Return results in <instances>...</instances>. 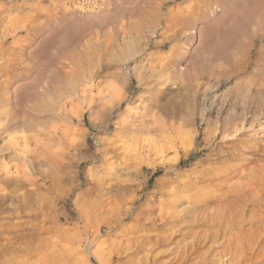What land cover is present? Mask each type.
Returning a JSON list of instances; mask_svg holds the SVG:
<instances>
[{
    "label": "rangeland",
    "instance_id": "1",
    "mask_svg": "<svg viewBox=\"0 0 264 264\" xmlns=\"http://www.w3.org/2000/svg\"><path fill=\"white\" fill-rule=\"evenodd\" d=\"M106 3L94 10L77 0H0L1 63L25 68L42 52L49 64L73 73L76 67L65 52L81 43L77 52L89 55L83 80L68 85L77 95L63 87L54 117L44 113L9 136L0 128V264H101L100 259L104 264H215L218 254L229 256L230 264L238 244L226 252L224 247L210 250L211 243L195 247L188 233L204 227L174 220L166 225V218L177 211L185 213L184 222L200 219L214 214L222 201L233 200L243 209L242 222L264 216V204L244 206L234 193L253 168L264 167V0ZM197 3L207 10L206 17L191 14ZM93 11L99 17L85 21ZM178 13L194 17L186 30L176 27ZM105 44L110 53L121 55L126 48L132 53L112 60L103 51ZM175 47H181L178 62ZM158 54L163 59L153 57ZM242 124L247 126L241 136L222 141ZM122 134L129 135V143L136 140L135 147L152 142L164 153L138 150L142 155L128 158L119 148ZM102 149L113 157L103 158ZM48 154L59 159L57 166L49 163ZM6 166L11 186L2 181ZM59 170L69 174V181L55 180ZM108 173L101 190L90 194L95 175ZM18 180L20 187L14 185ZM26 199L30 205L23 204ZM88 200L95 203L87 205ZM120 210L129 214L117 225L110 223ZM107 211L111 217L102 221ZM255 225L261 227L242 240L237 236L244 245V264H251L248 259L264 264V221ZM236 257L234 264H242L240 253Z\"/></svg>",
    "mask_w": 264,
    "mask_h": 264
},
{
    "label": "bare ground",
    "instance_id": "2",
    "mask_svg": "<svg viewBox=\"0 0 264 264\" xmlns=\"http://www.w3.org/2000/svg\"><path fill=\"white\" fill-rule=\"evenodd\" d=\"M242 1V0H241ZM250 1V0H249ZM198 4V3H197ZM200 4H198V6L196 7L195 11L192 10L191 14L193 16L196 17H206L207 15L205 14V12H207V10H202L201 7H199ZM260 5V4H259ZM252 6V5H251ZM204 7V6H203ZM243 7V6H242ZM254 9V8H253ZM204 11V12H203ZM254 11V10H253ZM202 12V13H201ZM252 13V12H250ZM264 13V12H262ZM264 15V14H263ZM86 16V15H85ZM99 17L98 13H96V11L93 12H89L87 17H83L84 20L88 21V20H92V19H97ZM189 15H183L182 13H178L177 17L175 19V24L176 27H180L183 26V28L186 30V28L184 26H186V23L188 20H193L194 17H191ZM91 18V19H90ZM110 19V18H109ZM104 20V19H103ZM114 20V19H113ZM113 21H111L112 23ZM87 23V22H86ZM85 23V24H86ZM106 23V22H104ZM108 23V22H107ZM110 23V24H111ZM153 23V22H152ZM136 26V24H134ZM91 26V25H90ZM89 26V27H90ZM106 26V25H105ZM132 26V25H131ZM138 26V25H137ZM85 27V25H84ZM89 27H85L87 29H89ZM139 27V26H138ZM141 27V26H140ZM103 28V27H102ZM130 29V28H129ZM128 29V30H129ZM133 29V28H131ZM130 29V30H131ZM70 30V29H69ZM85 30V29H84ZM130 30L128 31V33L130 32ZM74 31V30H73ZM177 32V30H174ZM181 32V30H178V32ZM188 31V30H187ZM113 32V30H112ZM190 32V30H189ZM125 33V32H124ZM75 34V33H74ZM109 34V33H108ZM112 34V33H111ZM178 34V33H177ZM191 34V33H190ZM193 34H195V31L193 32ZM11 35V34H10ZM9 35V36H10ZM74 36V35H73ZM76 36V35H75ZM74 36V39H75ZM81 36V34H80ZM115 36V35H114ZM192 36V35H191ZM202 36V34H201ZM111 37V36H110ZM109 37V39H110ZM176 37H180V36H176ZM81 38V37H80ZM136 38V37H135ZM112 39V38H111ZM110 39V40H111ZM115 39V38H114ZM142 39V38H140ZM76 40V39H75ZM74 40V43L76 42ZM78 40V39H77ZM80 40V39H79ZM78 40V42H79ZM116 40V39H115ZM94 41V40H93ZM92 41V42H93ZM113 41V40H112ZM111 41V42H112ZM127 41V40H126ZM99 42V41H98ZM21 43V42H20ZM73 43V42H72ZM106 43V42H105ZM122 43V42H121ZM129 42H127L128 45ZM137 43V42H136ZM76 44V45H75ZM75 47L77 46V42L75 43ZM81 43H79L78 46H80ZM94 44V43H93ZM113 44V43H112ZM111 43L108 45L110 46H114L116 43H114V45H112ZM126 44V42L124 43ZM131 44V43H130ZM133 44V43H132ZM1 45V43H0ZM92 45V44H91ZM107 44H105V46H103V51L105 52V55L107 57H109V59L111 58L112 60H116V58H120V59H126V57L129 56L131 52V48H126V50H123V52H121L122 48L125 46H119L122 47L120 48V54L119 55L117 52H112L110 53V47ZM136 45V44H135ZM134 45V46H135ZM78 46L76 47V49H71L73 51H67L65 53H67L66 55H68L67 59L71 60L74 63V66L76 67L75 71L72 72H66L65 68L62 66H59L55 64H49L47 62V58L46 56L42 53V52H37L35 53V55H33V59L31 58V61L33 62L32 64L24 67H21V69H19V65H17L16 63L12 62V63H1V61H3V59L0 58V77H5L6 80L3 82H0V122H2V120H5L4 123L0 124V128L3 130V134H8L12 135L13 133H17L18 131H22L23 128L27 127L28 121L30 122V120H37L38 118L42 116H44V113H50L53 117L55 116V111L56 108L62 103V100L60 98L61 95V90L63 89V87L67 89H70L68 87L69 84L72 85V81L76 80V82L78 81H82L83 80V75L84 73V65L85 62L88 60V54H84L81 55L80 53L77 52ZM132 46V45H131ZM71 47V46H70ZM118 47V49H119ZM133 47V46H132ZM142 47V46H141ZM60 48V47H59ZM100 48V47H99ZM98 48V49H99ZM117 48V47H116ZM83 49V48H81ZM112 49V48H111ZM135 49V47H134ZM133 49V50H134ZM139 49V48H137ZM2 50V49H1ZM54 50V49H53ZM96 49H94L95 51ZM115 48L112 50L114 51ZM136 50V49H135ZM173 54L174 52H176V56L174 54V57L176 59V61L178 62L181 59V54H180V50L181 47H175L173 48ZM38 51V50H36ZM85 51V50H84ZM87 51V49H86ZM85 51V53H86ZM116 51V50H115ZM125 51V52H124ZM7 52V51H6ZM9 52V51H8ZM15 51H13L12 53H14ZM69 52V53H68ZM90 52V51H89ZM135 52V51H134ZM5 53L4 51L1 52V55H5L3 54ZM16 53V52H15ZM14 53V55H15ZM100 53V52H99ZM139 53V52H138ZM55 54V53H53ZM57 55H59L58 53H56ZM55 54V55H56ZM64 54V52H63ZM102 54V52H101ZM17 55V53H16ZM66 55L64 54V57H66ZM97 55V51L96 54ZM99 56H101L100 54H98ZM159 56L156 57V55H153V57L155 59L159 58L161 59L162 56H160V54H158ZM11 56V55H9ZM13 56V55H12ZM60 56V55H59ZM103 56V55H102ZM105 56V57H106ZM58 57V56H55ZM106 57V58H107ZM167 57V56H166ZM177 57V58H176ZM4 58V57H3ZM6 58V56H5ZM54 58V57H53ZM98 58V57H97ZM57 59V58H56ZM103 59V58H102ZM163 59V58H162ZM54 60V59H53ZM52 60V61H53ZM108 60V59H107ZM12 61V60H11ZM91 61V60H89ZM88 61V62H89ZM106 61V60H105ZM104 61V62H105ZM110 61V60H109ZM50 62V61H49ZM56 62V61H55ZM115 62V61H114ZM92 63V62H91ZM99 63V62H98ZM108 63V62H107ZM111 63V61H110ZM90 64V63H89ZM168 64V63H167ZM94 65V63H93ZM109 65V64H108ZM110 66V65H109ZM86 67V65H85ZM106 67V66H105ZM23 68V69H22ZM74 70V68H72ZM93 69V68H92ZM163 70V69H162ZM168 70V69H167ZM166 70V71H167ZM182 70V69H180ZM72 71V70H71ZM87 71V70H86ZM87 74V73H86ZM111 77V76H110ZM153 77V76H152ZM155 77V76H154ZM95 78V77H94ZM150 80V79H149ZM23 82L21 84H19L16 88H13V86L15 84H18V82ZM44 81V82H43ZM44 83L43 85L41 83ZM141 82H144V79L141 80ZM75 83V82H74ZM81 84V83H79ZM5 85V86H4ZM42 85V86H41ZM77 85V84H76ZM41 86V87H40ZM70 86V85H69ZM73 86L75 87V85L73 84ZM71 86V87H73ZM83 86V85H82ZM76 89V87H75ZM76 90H74L73 88L69 90V94H76L75 93ZM77 92V91H76ZM116 92V91H115ZM108 93V92H107ZM80 94V93H79ZM82 95H85V92H82ZM78 95V96H80ZM113 95V94H112ZM105 96V95H104ZM76 97V96H75ZM107 98V96H106ZM121 99V97H120ZM66 104V103H64ZM65 106V105H64ZM66 107V106H65ZM6 108L8 110V112H4L2 113V109ZM104 111V110H103ZM104 113V112H103ZM110 114V113H109ZM58 116V115H57ZM104 116V115H103ZM52 117V118H53ZM59 117V116H58ZM106 117V116H105ZM33 122V121H32ZM31 122V124H32ZM43 123V122H42ZM41 123V124H42ZM45 123V122H44ZM246 125V124H244ZM244 125L242 124L240 129L237 128V130L235 131L236 133L230 134V135H223V140L222 141H228V142H232L233 140H235V138H237V136H241L242 133L244 132ZM247 126V125H246ZM254 126V125H253ZM0 129V131H1ZM131 130V129H130ZM248 131V128L247 130ZM129 132V129H127L125 131V133ZM131 132V131H130ZM129 132V133H130ZM132 133V132H131ZM0 132V141L2 139V135ZM123 135V134H122ZM119 135L120 137V141H121V145L119 148L124 149L126 152V155L128 158H135V155H137L139 153L138 150H143V151H148L150 153H152L153 151H156V153H160L162 152L165 148L163 147H153L152 142H145L143 145H137V147L134 146V143L136 142V140L132 141V143H129L130 140H128L129 135ZM132 135V134H131ZM138 140V138H137ZM65 141V140H64ZM67 141V140H66ZM116 142V141H115ZM141 142V141H140ZM138 141V143H140ZM133 144V145H131ZM210 144V143H209ZM234 147V146H233ZM259 149H256V152ZM51 151V149H50ZM70 151V150H69ZM166 151V150H165ZM164 153V152H162ZM140 154V153H139ZM161 154V153H160ZM124 155V154H123ZM142 155V154H140ZM219 156H221V154H218ZM112 156L108 150L106 149H102V157H109ZM118 156V155H117ZM162 156V155H161ZM113 157V156H112ZM111 157V158H112ZM43 158V157H42ZM82 158V157H81ZM88 159H92L93 157H84ZM47 159H52L49 160V163L52 166H57L59 159L56 158L55 156H51L50 154L47 155ZM80 159V158H79ZM137 159V158H136ZM81 160V159H80ZM139 162H141V159H137ZM141 160V161H140ZM177 161V160H176ZM57 162V163H56ZM178 164V163H177ZM59 167V165H58ZM258 167V168H257ZM256 168H253L251 170L250 173V178L248 179V182L244 183V184H237L236 190L234 191L235 195H237V197H240L241 199V203L245 206H249L252 205L253 207L256 208H260V206H262L264 204V188H257L259 186H263L264 185V167H259V165H257ZM9 167L6 166L5 169L3 170V172L5 173V177L2 179L3 184L6 186H9L12 182H13V178L11 177V175L9 174ZM173 169V168H171ZM170 170H167V174L171 173ZM110 173V172H109ZM109 173L103 176L100 175H95V180H94V188L90 189L89 193L93 194V192L95 191H99L101 190L102 186H103V182L104 180L109 177ZM68 173L65 171H58V175L57 178L55 180L58 181H69V177H68ZM248 176V175H247ZM244 177V176H243ZM246 177V176H245ZM241 181V180H240ZM26 182L31 183L29 178L26 180ZM244 182V181H243ZM22 181H14V185L16 187H20L22 185ZM54 186L56 185V183H53ZM13 185V184H12ZM11 186V185H10ZM264 187V186H263ZM234 189V187L232 188ZM18 191V190H17ZM233 190H231L232 192ZM231 192L227 191L226 194H231ZM233 193V195H234ZM236 197V198H237ZM239 199V198H238ZM27 200V199H26ZM19 201V199H18ZM93 203H95V201L93 200H88L86 202L87 205H92ZM102 203V200H101ZM23 204H28L30 205V200H27V203H25L23 201ZM26 205V206H28ZM236 202L235 200L233 201H222L221 203H219L215 208H214V214H210L208 213V215L205 217L204 214L203 216L205 218H200L199 217L195 220H190V221H183V216H184V212H174L171 213V215H168L166 218V225H171L170 220H174L177 221L178 223H181L184 227L186 224L192 223L194 225H201L204 227V229H202L201 231H190L188 234L194 235V239H193V244L195 247H199L201 244L203 243H211V247L210 250L214 251L216 248L218 247H224L225 248V252L226 251H231L233 249V246L236 244H238L239 246V252L237 251L234 256L232 258L229 259L230 264H234L233 258H237L236 256H239L240 253V262L242 264L245 263L243 257H241V252L244 248L243 243H240L239 240H242L244 236H247L248 233H250L252 230L254 229H258L261 226H256V223H261L264 221V216H261L259 219H256V217H252L249 218L248 220H239V210H243V209H238L236 208ZM99 208L102 209L103 206L100 204ZM244 208V207H243ZM117 209V208H116ZM127 209V208H126ZM213 209V208H212ZM119 210V209H118ZM123 210V209H122ZM211 210V209H210ZM204 211V210H203ZM262 211L264 212V208L262 209ZM101 213H105L106 211L104 210H100ZM99 212V213H100ZM205 212V211H204ZM107 215L102 217V221H104L105 219L107 220V218L111 217L114 220L110 221V223L112 224H118L121 221H123L127 215L129 214V211H118L116 214H112L114 212H112L111 216L110 213L107 211ZM95 214V213H94ZM91 214L89 215V217L91 216V218H94L93 215ZM87 217V215L84 216V220L86 221L89 220ZM96 217H99L98 212ZM95 217V218H96ZM161 219V218H160ZM88 222V221H87ZM241 226V228H240ZM58 227V226H57ZM54 227L51 230L53 231H64L65 228L63 227ZM197 227V226H196ZM240 228V230H238ZM264 228V227H263ZM55 233V232H54ZM176 235V233H174ZM67 235V234H66ZM70 237H74L75 240H79L82 241L80 236H76L74 234H70L67 235ZM65 236V237H67ZM177 236V235H176ZM237 236H241V239L238 240ZM59 237V236H58ZM62 237V236H61ZM235 239V240H233ZM222 240V244H219V242ZM236 241V243H235ZM224 243H229V245H227L226 247L224 246ZM261 244L264 246V242L261 241ZM260 247L258 246V249ZM44 249V248H43ZM254 255V254H253ZM222 254H218L216 255L215 259H214V263L216 264L218 261V264H226L228 262V257H221ZM101 260V264H104V260ZM248 262H250L252 264V259H248ZM239 262V261H238ZM186 261H183L182 264H185Z\"/></svg>",
    "mask_w": 264,
    "mask_h": 264
},
{
    "label": "built area",
    "instance_id": "3",
    "mask_svg": "<svg viewBox=\"0 0 264 264\" xmlns=\"http://www.w3.org/2000/svg\"><path fill=\"white\" fill-rule=\"evenodd\" d=\"M81 6L87 9L100 10L106 6V0H77Z\"/></svg>",
    "mask_w": 264,
    "mask_h": 264
}]
</instances>
